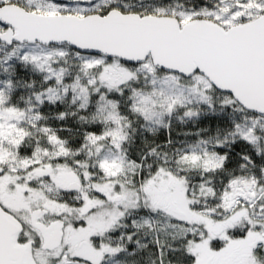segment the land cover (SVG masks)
<instances>
[{
  "label": "snow or ice",
  "instance_id": "obj_1",
  "mask_svg": "<svg viewBox=\"0 0 264 264\" xmlns=\"http://www.w3.org/2000/svg\"><path fill=\"white\" fill-rule=\"evenodd\" d=\"M0 264H264V0H0Z\"/></svg>",
  "mask_w": 264,
  "mask_h": 264
}]
</instances>
